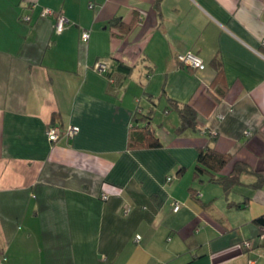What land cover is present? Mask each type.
<instances>
[{
  "label": "crops",
  "instance_id": "1",
  "mask_svg": "<svg viewBox=\"0 0 264 264\" xmlns=\"http://www.w3.org/2000/svg\"><path fill=\"white\" fill-rule=\"evenodd\" d=\"M156 1L0 0V264H264V0ZM207 144L248 167L228 191L196 180Z\"/></svg>",
  "mask_w": 264,
  "mask_h": 264
},
{
  "label": "trees",
  "instance_id": "2",
  "mask_svg": "<svg viewBox=\"0 0 264 264\" xmlns=\"http://www.w3.org/2000/svg\"><path fill=\"white\" fill-rule=\"evenodd\" d=\"M160 0L156 1V5H159ZM117 22V21H116ZM118 25H122V22L120 19H118ZM132 23L123 24L124 31H127L131 27ZM127 69H129L127 67ZM109 70V65L106 69V71ZM102 72V71H101ZM172 103L174 104V108H176L180 122L175 127V132L178 134H183L187 132L188 130L196 129L197 126V112L196 110L189 104H180L176 101L172 100ZM141 110H138L137 115L141 114ZM142 117H138L137 119H140V121L149 120L150 117L147 115V113L142 114ZM146 120V121H147ZM142 127V126H141ZM145 134L143 137L138 138L136 136H130L129 138V145L131 147L134 146H160L162 142L159 140V138L155 135L151 127L146 125L145 127ZM211 138H214L215 135L213 132L210 134ZM231 159V155L228 152H222L214 148V146H211L207 144L204 147H200L198 150V154L196 157V161L194 164V173L195 176L198 177L200 180H203V175L207 174L208 179L210 181H216L223 184L226 191H228L233 185L241 182V175L244 171L248 169L246 166V163L243 161H238L235 163L234 168L230 174L224 175L220 173V170L223 168V166L229 162ZM182 169L179 170V173H181ZM264 183V175H258V179L252 183L254 187H260ZM258 225L262 226L263 232H264V213L257 216L254 219Z\"/></svg>",
  "mask_w": 264,
  "mask_h": 264
},
{
  "label": "built area",
  "instance_id": "3",
  "mask_svg": "<svg viewBox=\"0 0 264 264\" xmlns=\"http://www.w3.org/2000/svg\"><path fill=\"white\" fill-rule=\"evenodd\" d=\"M35 3L32 4L34 6ZM56 11L53 10V8L50 7H43L42 13L43 14H52L55 13ZM57 13V20H56V30L57 31H62L66 28L67 23L69 22L68 17L65 15L63 10H59ZM23 19L29 20L30 16L29 15H24ZM89 37V31L84 30L82 32V38L84 40H87ZM261 45L264 47V37L261 39ZM178 59L180 60L181 63L188 65L193 68L197 69H204L206 67V62L204 59L195 51L193 50H186L183 52H180L178 54ZM108 67V62L104 59L98 60L95 63V68L99 71H105ZM79 130V126L77 125H69L67 128H61L58 125H50L48 126L46 133L48 135V138L52 141L58 140L60 137L63 135H72L75 132ZM170 178V177H169ZM107 194H103L104 198H107ZM180 207V204L178 201L174 203V210H177ZM137 239H140V236H137ZM247 247H252V243L250 241H246L244 243Z\"/></svg>",
  "mask_w": 264,
  "mask_h": 264
},
{
  "label": "rangeland",
  "instance_id": "4",
  "mask_svg": "<svg viewBox=\"0 0 264 264\" xmlns=\"http://www.w3.org/2000/svg\"><path fill=\"white\" fill-rule=\"evenodd\" d=\"M144 105V104H143ZM206 177V179L208 178L207 174L204 175ZM196 180H198V182H200L199 178H197ZM206 185H209V186H216L217 184H213V183H206ZM222 196V199H221V203L220 205L218 206L219 209H222V207L224 206L226 208V204H227V200H226V196L224 197L223 195ZM231 197H234L236 199V196L235 195H231ZM220 198V197H219ZM216 204H217V201H216Z\"/></svg>",
  "mask_w": 264,
  "mask_h": 264
}]
</instances>
